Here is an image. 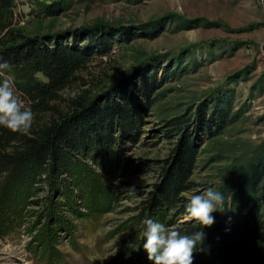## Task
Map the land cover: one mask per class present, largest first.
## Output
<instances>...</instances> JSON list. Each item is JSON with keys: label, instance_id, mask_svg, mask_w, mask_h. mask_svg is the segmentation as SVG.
I'll return each instance as SVG.
<instances>
[{"label": "rangeland", "instance_id": "374dc122", "mask_svg": "<svg viewBox=\"0 0 264 264\" xmlns=\"http://www.w3.org/2000/svg\"><path fill=\"white\" fill-rule=\"evenodd\" d=\"M53 1L14 0L16 21L25 36L94 47L64 94L115 99L127 83L136 95L148 76L160 87L131 139L74 154L68 172L45 168L7 220L3 194L12 181L0 180V264H151L146 219L184 234L192 195L232 188L253 165L264 170V0H72L56 17L36 16ZM220 118L226 127L206 139L202 128L214 130ZM174 119L187 124L184 139L195 148L189 189L175 206L148 212L161 166L183 138L168 126Z\"/></svg>", "mask_w": 264, "mask_h": 264}, {"label": "trees", "instance_id": "16d2710c", "mask_svg": "<svg viewBox=\"0 0 264 264\" xmlns=\"http://www.w3.org/2000/svg\"><path fill=\"white\" fill-rule=\"evenodd\" d=\"M71 1L39 4L35 14L42 18L56 17L70 9ZM15 8L14 0H0V57L11 64L9 74L15 83L14 94L22 103L30 101L34 119L30 135L12 133L0 125V180L4 185L12 181V186L4 187L3 205L11 210L3 212L6 220L22 197H27L31 182L43 175L45 168L68 172L74 154L89 156L97 152L96 148L103 151L131 139L140 113L153 105L151 93L160 87L154 76H148L153 79H143L136 95L124 83L115 99L91 102L65 99L64 90L95 55L94 47L66 43L53 36H25L17 27ZM88 34L94 41L97 34ZM168 126L179 131L183 138L161 166L159 180L146 199L148 212L175 206L179 195L189 189L195 148L191 140L184 139L187 124L174 119ZM213 127L214 130L202 128L206 139L218 135L226 122L220 118ZM263 176L264 170L253 165L247 174L237 178L232 188L222 189L229 209L213 212L214 223L202 229L205 239L193 256L198 264H264V187L259 186ZM232 189L234 198L228 204ZM196 230L201 229L192 225L185 228L184 234Z\"/></svg>", "mask_w": 264, "mask_h": 264}, {"label": "clouds", "instance_id": "9594fccd", "mask_svg": "<svg viewBox=\"0 0 264 264\" xmlns=\"http://www.w3.org/2000/svg\"><path fill=\"white\" fill-rule=\"evenodd\" d=\"M11 70V64L0 57V125L12 133L30 135L34 119L33 111L30 101L22 103L15 96V83L9 74ZM77 96L78 92L72 90L65 94V99L69 97L76 99ZM129 188L134 190V186ZM228 209L223 193L209 187L202 194L192 195L184 205V219L201 230L182 234L163 223L146 219L142 248L147 253V259L151 264H192L194 251L205 239L202 229L214 223L211 214L223 213Z\"/></svg>", "mask_w": 264, "mask_h": 264}]
</instances>
